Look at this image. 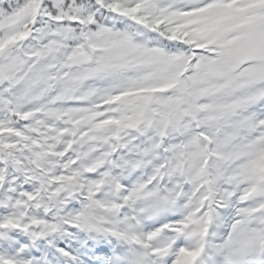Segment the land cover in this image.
<instances>
[{
    "label": "snow or ice",
    "instance_id": "snow-or-ice-1",
    "mask_svg": "<svg viewBox=\"0 0 264 264\" xmlns=\"http://www.w3.org/2000/svg\"><path fill=\"white\" fill-rule=\"evenodd\" d=\"M0 264H264V0H0Z\"/></svg>",
    "mask_w": 264,
    "mask_h": 264
}]
</instances>
